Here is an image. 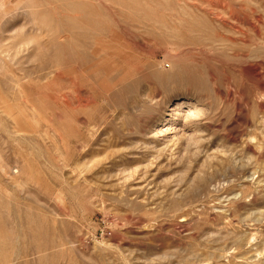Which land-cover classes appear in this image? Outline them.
<instances>
[{"label": "rangeland", "instance_id": "1", "mask_svg": "<svg viewBox=\"0 0 264 264\" xmlns=\"http://www.w3.org/2000/svg\"><path fill=\"white\" fill-rule=\"evenodd\" d=\"M263 244L264 0H0V264Z\"/></svg>", "mask_w": 264, "mask_h": 264}, {"label": "bare ground", "instance_id": "2", "mask_svg": "<svg viewBox=\"0 0 264 264\" xmlns=\"http://www.w3.org/2000/svg\"><path fill=\"white\" fill-rule=\"evenodd\" d=\"M170 111H174L173 109L172 110H170ZM195 111V110H194ZM177 112V111H176ZM175 111H174V113H176ZM249 237H252L251 238V240L253 239V237H254V235H251V236H249ZM263 246H264V244H263ZM263 249H264V247H263Z\"/></svg>", "mask_w": 264, "mask_h": 264}]
</instances>
